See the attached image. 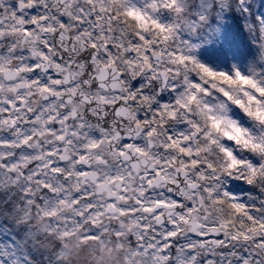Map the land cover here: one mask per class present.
<instances>
[{
	"label": "snow or ice",
	"instance_id": "snow-or-ice-1",
	"mask_svg": "<svg viewBox=\"0 0 264 264\" xmlns=\"http://www.w3.org/2000/svg\"><path fill=\"white\" fill-rule=\"evenodd\" d=\"M0 264H264V0H0Z\"/></svg>",
	"mask_w": 264,
	"mask_h": 264
}]
</instances>
